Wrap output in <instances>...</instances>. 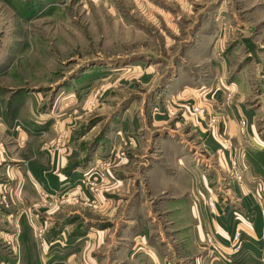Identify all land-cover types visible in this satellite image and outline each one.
Returning a JSON list of instances; mask_svg holds the SVG:
<instances>
[{
	"label": "rangeland",
	"instance_id": "rangeland-1",
	"mask_svg": "<svg viewBox=\"0 0 264 264\" xmlns=\"http://www.w3.org/2000/svg\"><path fill=\"white\" fill-rule=\"evenodd\" d=\"M233 102L252 115L232 149L260 164L264 0H0V229L12 235H0V264H53L52 248L65 264L188 253L186 201L203 208L204 181L225 197L202 141ZM227 164L228 189L244 177ZM254 183L261 211L264 177Z\"/></svg>",
	"mask_w": 264,
	"mask_h": 264
},
{
	"label": "crops",
	"instance_id": "crops-1",
	"mask_svg": "<svg viewBox=\"0 0 264 264\" xmlns=\"http://www.w3.org/2000/svg\"><path fill=\"white\" fill-rule=\"evenodd\" d=\"M219 108L223 111L225 116L224 125L220 124L212 129H208L210 130V134L205 133L203 135L202 146L204 155H207L208 159H211V157L218 159L219 165L222 169V176L218 180V185L220 184L221 188L224 189L223 192L225 197L222 196V200L218 201L216 195H212L213 193L209 192L210 187H206L205 184L207 183L204 181V186L208 190L206 195H212L216 198V201L214 206L210 208L207 204L205 195L203 197L201 196L203 194L200 193L199 195L197 192L198 196H196L195 200L198 201V205H202L203 207L200 211L196 208V202L193 204L186 201L187 212H185V214L188 220H186V224L181 228L179 237L186 241L184 247L188 249V253L190 255L188 253H180L178 256L179 258H173L171 261H168L157 252V262H148L150 261L148 260L143 264H264V259H262L264 252V224L262 225V217L260 215L261 211L258 210V207L260 208L259 200H257L253 194L251 195V192L257 185V183H254V180L264 177V162L254 164L251 161L254 167L252 165H245L240 160L238 151L235 148L232 149V142L230 140V138H235L237 142H241V138L236 135L237 126L240 129L238 119L246 115V120H249V114L252 115V113L247 112L242 105H238L234 102L228 107ZM1 129L3 130L4 128L1 127ZM219 132H223V134L220 135ZM247 132V138L251 140L253 138L251 134H256V128L253 124L250 125V129L247 130ZM221 138L226 139L230 144V146L228 144V148L227 146L223 148V143L221 145L220 142ZM241 151H243V149ZM256 153L264 157V149H259ZM247 156H249L250 160H252V154L247 152ZM230 159L235 161V163H238L239 168L243 173L244 181L238 182L234 179L235 181H232V186L230 185L231 187L227 189V178L228 175H231V169L227 163ZM80 168L81 167L73 168L67 176H60L58 178V181L60 182L59 187L49 189L55 190L60 188L63 190L65 187L67 188L69 183L78 178ZM225 176L227 178H223ZM62 179H64V181ZM221 179L223 181H221ZM16 186L18 185L16 184ZM171 186L173 187L174 185L171 184ZM107 202L109 203L110 200L104 202L103 204L108 205ZM167 202L172 204L173 209L170 212L172 213L175 212V208H177L174 206L179 204L180 201H178V199H171ZM232 207H239L240 211L245 216L239 215L235 217L231 211ZM4 213L5 211L3 210V207L0 206V221L2 220L3 222L5 221V217L8 218L10 216L7 215L4 217ZM16 217L18 219L19 214L16 213ZM236 229H241L243 245L241 250L232 255V261L230 263L222 259L214 258L216 257V254L210 249L204 247L203 237L206 233H213L218 240L227 246ZM145 231L146 228L143 227V223L141 222L138 235L141 236L145 234ZM0 235H6L8 236L7 238L12 236L7 233L5 234V232L1 231V229ZM86 236L87 235L82 237ZM147 236L148 235H146V237ZM224 249L227 251L230 250L227 247H224ZM130 251L131 250H129L128 253H130ZM60 252H62L60 249L53 250L52 248L51 251H49V262L56 264V259L58 258L57 264H60L59 262H63V264H65L64 261L57 257Z\"/></svg>",
	"mask_w": 264,
	"mask_h": 264
},
{
	"label": "built area",
	"instance_id": "built-area-1",
	"mask_svg": "<svg viewBox=\"0 0 264 264\" xmlns=\"http://www.w3.org/2000/svg\"><path fill=\"white\" fill-rule=\"evenodd\" d=\"M206 200L208 206L212 208L215 204L216 198L212 195H208L206 197ZM261 217L264 224V209L261 210ZM204 245L207 249H210L213 253L216 254V257L214 258L222 259L230 263L232 261V255L234 253H237L242 248L243 240L241 237V231L240 229L235 230L227 246L221 244L213 233L208 232L204 235ZM224 247H227L230 250L227 251L224 249Z\"/></svg>",
	"mask_w": 264,
	"mask_h": 264
}]
</instances>
